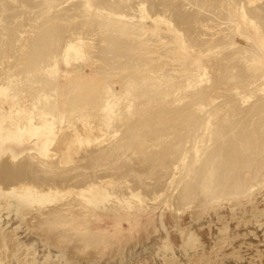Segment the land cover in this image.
Wrapping results in <instances>:
<instances>
[{
	"label": "rangeland",
	"instance_id": "rangeland-1",
	"mask_svg": "<svg viewBox=\"0 0 264 264\" xmlns=\"http://www.w3.org/2000/svg\"><path fill=\"white\" fill-rule=\"evenodd\" d=\"M20 1L0 0V7L2 6V9L0 8V87L8 85L7 93L10 95L6 97L0 94V115L11 108H16L17 116L30 115L33 122H36L38 116H40L38 114H41L40 112L44 107L52 106V103L57 102L55 106V103L53 104L55 111H57L58 104L60 112L63 113L64 111L66 113L68 111L73 115L72 117L70 114V118L67 117L68 114L64 115L63 113L62 119L57 120L66 132L71 133L76 132L77 127L83 129L85 126L89 130L92 129L91 127L96 130L94 122L103 117L104 111L111 109L110 106L114 105L115 98L120 97L121 102L126 101L127 104L125 102L122 106L119 105L117 109L113 110V115L116 116H112L114 123L111 128L109 127L110 133L107 134L109 137L105 135L102 137L103 139H96L89 143L84 142L85 144L75 142L77 144L75 147L80 150L72 152L73 159L70 162L58 163L57 159L43 158L39 154H33L34 150H27V153L24 152L16 159L15 164L10 165L12 171L14 170L12 173L15 172L14 176L20 179L33 180V182L34 179L38 182L45 180L44 178H46V181L50 179L57 181L63 177L64 182L67 181L65 183L67 187L77 185L74 189L78 191L81 189L80 187L91 184L90 180L92 179L101 181V179L109 177L107 181L105 180L106 182H110L111 179V181L118 182L115 189L120 185V187L118 186L119 190L116 189L118 195L123 196V194H126L125 196L128 197L129 195V197H126L127 201H122L113 196L105 204L96 205L86 201L79 193H74L77 190L74 191L73 189L72 192L66 193L61 198L62 201L59 199V201H53L54 203L44 204L42 207L26 208L23 210V214L20 215L14 210L2 208L0 211V264H19L24 259L25 261L27 259L26 263L23 262L25 264L28 261V264H264V144L260 145L261 142L264 143V126L260 127L263 120L260 117L264 116V108L259 107V113H257V108L251 111L255 113L247 112V109L245 110L246 113L239 112L240 109L246 108L245 106L248 107L249 104L252 107L257 103L258 105L262 104L261 102L264 103V58L258 54L262 53L264 48L261 51L262 44L259 42L260 44L257 45L259 52H256L258 50L254 51L255 53L251 58H248L249 60L245 59L244 55L242 56L243 53L240 56L236 53L241 47H251L253 40L260 41L264 38V23H262L264 22V14H262L264 13L262 11L264 10V0H255L252 3L249 0H104V2L106 1L105 4L102 0H32L31 2L22 0V3H19ZM8 2L11 5L13 3H16V5L18 3L22 4V6L15 5L16 8L13 5L14 10L17 8L21 10H16L17 14H15L16 11L10 14L7 8L3 9L5 6L10 5ZM140 2H143L146 8L139 7ZM34 4L40 6L36 7V5L34 7ZM65 5L66 8H64ZM98 5H104L107 9L113 12L116 11L118 15L115 14L112 18L107 12L98 11ZM256 6H260V10H254ZM32 8L34 13L31 11ZM77 9L81 10L77 11ZM244 9L247 10V13H251L249 14L251 18L255 17L256 28L249 25L248 21L243 18ZM3 10H6V14L11 18ZM22 10L30 12L27 11L26 13ZM141 11H144V13ZM19 12H21V15H18ZM146 12L149 14L160 12L159 14L163 16V20L152 19L146 15ZM144 14L145 16H143ZM102 17L112 19L109 21V25L104 26L99 23V18L101 21L103 20ZM120 17L121 19H119ZM226 17L227 19L230 17V20H227ZM127 18L130 23L132 21L133 26L129 24L130 28L129 26L124 28L111 26L117 24V21L118 24L122 20L125 22ZM170 22L175 24L178 30H167L166 27ZM135 29H137L136 33L134 32ZM180 38L183 39L184 45L178 43ZM73 40H79L80 47L75 56L67 58L66 47ZM251 41L252 43H250ZM115 42L118 45V47L116 45L117 49L113 47L116 44ZM186 56L191 58L198 56V66L190 64L191 66L185 68L184 65L189 64L188 59H184ZM236 56L239 57L238 61H234L238 58ZM200 57L204 58L203 62ZM210 57H215L216 60H210ZM242 59H244V62ZM229 61L235 65L239 63L237 67L242 66H239V68L234 67V70L241 69L239 74H243L237 75L238 80L234 81V86L238 90L242 89L237 92L234 89L230 90L229 83L223 81L222 76L227 72L226 62ZM200 65H208L207 73L204 76L200 75ZM51 67L52 69L48 70ZM224 68H226V71ZM242 68L245 69L242 70ZM245 71L247 75H245ZM190 73H192L191 76H189ZM197 75L201 77H199L200 84H196L198 85L197 88L196 85L193 86L194 88L191 86L193 92H190V87H183L188 78L190 79L193 76L194 79ZM241 77H245V79ZM143 83H147L149 86L146 85L143 89L145 85ZM125 87L131 89L130 94H126L128 90L126 89V92ZM147 87H149V92L146 91ZM178 87L184 89V92ZM105 88L106 91H104ZM109 88L112 89L109 92L112 94L111 96L108 93ZM141 88L143 91H141ZM26 89L31 90L28 92ZM173 89L174 93H172ZM138 90L143 94H140ZM195 91L201 92L198 96H192ZM104 92L108 93L109 96H106ZM148 93L151 95L149 96ZM208 93L211 94L210 99H218L217 102L210 100ZM240 93L245 95H239ZM187 94H191V97ZM12 95L14 99L11 98ZM234 95H237V97ZM128 96L131 97L132 104ZM218 96L223 100L232 101L228 104L229 107H225L227 110L229 108L234 109L235 106L232 104L236 105V110H233L235 112L232 111L235 114L229 112L232 110L230 109L227 113L228 116L226 114L227 118L233 114L231 117L243 122L241 124L243 127L248 125V130L250 122L253 121L251 115H253L252 119L255 118L254 121L257 119L256 122H258H253L251 125L252 127L258 126V128H250L256 131L246 130L247 135L249 134L250 137L247 136L246 139L245 134V137H242L244 141L241 142L248 140L251 142V139L253 142L254 139L258 142V147L255 146L256 143H254L255 145L252 143L255 147L250 146L246 154L247 158L246 156L243 157L246 160L243 161L244 163L249 161L248 167L238 168H245V171H235V168H232L233 170L229 169L226 174L232 177L227 175L226 178L228 179L223 180L222 177H218L221 182L217 180V173H214L212 176L213 181L217 180L214 189L203 185L204 188L198 183L203 175L194 172V167L191 165L195 163V159L198 158L199 154H195L191 150H194L196 146L199 147L201 143L205 144L201 146H206L209 150H212L210 147H218L214 144H223L220 143V139L216 143V140L208 138L206 135L208 131L205 130L208 123L211 125V122L214 123L220 117L209 115L216 110H214V104L217 107L219 101H222ZM122 97H125L124 100ZM102 98H107L106 106L103 103L105 100ZM250 98L253 100H250ZM236 99L237 102H235ZM243 100H246V103ZM171 102L174 104L170 105ZM197 102L200 105H197ZM243 104L244 106H242ZM100 105H104L106 110ZM190 105H193V108H190ZM198 106L199 108L201 106V111H193V109H199ZM178 107L179 109L183 107V109L179 110ZM121 108L124 109L123 112H126L121 114ZM129 109L132 110L133 114H130V111L127 112ZM184 109H187L186 115L180 114L186 111ZM190 110L196 115L199 113L197 115L199 117L190 125L194 128L197 127V129L190 127L187 129L185 127L188 126L189 118L193 113ZM83 111H85L84 114ZM236 111L239 112V115ZM95 113L99 116L97 117ZM79 114L84 117H78ZM89 115L92 118L88 120L91 121L92 119V122L85 119V117L89 118ZM117 115H120V119ZM51 117L52 115L49 117L50 120H54ZM205 117H208V119L206 120ZM77 118H79V122ZM116 119L117 121H115ZM69 120L72 121L71 125ZM83 120L86 125H83ZM203 121L208 123L206 124ZM244 121H248L245 122L246 126ZM77 122L81 124L79 125ZM56 123L54 127L58 126ZM74 123H77V126ZM198 125L200 126L198 127ZM204 125L206 126L204 127ZM202 129H204L203 133L206 131L203 134L204 141L197 143L194 148L189 147L190 142L188 141L184 144L180 142V146L178 145L180 136L185 137L187 134L188 137L186 138L192 140L202 133ZM240 131V129H237L235 131L237 134L233 135L239 136ZM243 132L244 130H242ZM256 132L257 134H255ZM256 135L258 137L253 138ZM234 136L228 135L225 136L228 138L221 139L226 143L224 139H229V137L233 139ZM35 137L32 136L31 140L34 141ZM206 138L208 140H205ZM257 138H260L259 141H257ZM103 140L105 141L103 142ZM56 142L50 148L56 147ZM81 147H84V149ZM222 149L223 153L218 151L220 155L217 154L214 160L218 156L221 158L224 153L227 156L231 151L230 147L228 148L230 150H227V148ZM185 152H187V155ZM205 152L207 154L211 153ZM32 154L35 157L34 161L30 163L35 162L36 164L27 165L29 158H33V156L31 157ZM180 156L182 159H180ZM44 161L47 163H44ZM209 161L204 162L206 167H203L207 168L213 165L209 164L208 166ZM24 164L27 166L26 171H24L26 168L23 166ZM39 164H42L44 171L49 173L46 172V175L48 174L50 179L44 175V171L38 172ZM235 164L238 166L241 162ZM235 164L231 167L236 166ZM195 165L197 166V164ZM61 169H64L66 173L61 172ZM27 170L29 171L27 172ZM33 171H37V173ZM237 171L243 173L240 175ZM236 172L237 174H234ZM198 176L201 177L199 181ZM235 178L238 182L233 181ZM15 179L14 182L17 181L18 183L20 181ZM118 179L120 181H116ZM194 180L197 183L195 185L199 184L198 189H196L198 186L194 187L196 190L189 187L194 186L191 184ZM231 181L237 182L239 184L237 187L244 185L243 189L238 188L236 191L233 187L229 190L228 186L234 185ZM188 182L191 185L188 186ZM227 182H231V184ZM4 183L2 181L0 186L4 187ZM9 183L5 185L8 186ZM128 187L129 189L133 188V192L141 191V195L144 196L131 197ZM237 187L235 186V188ZM216 189L218 190L216 191ZM244 189L247 191L245 192ZM119 191L124 192L121 194ZM227 191H230V193H226ZM212 196L214 199L210 198ZM3 201L4 199L0 198L1 204L4 203ZM167 238L171 245L166 248L164 244L168 243ZM184 240L186 246L182 245Z\"/></svg>",
	"mask_w": 264,
	"mask_h": 264
},
{
	"label": "bare ground",
	"instance_id": "bare-ground-1",
	"mask_svg": "<svg viewBox=\"0 0 264 264\" xmlns=\"http://www.w3.org/2000/svg\"><path fill=\"white\" fill-rule=\"evenodd\" d=\"M17 1H19V0H17ZM22 1V0H21ZM19 2V3H22V2ZM25 2H26V0H24ZM28 1V0H27ZM32 0H29V2H31ZM70 1V0H69ZM73 1V0H72ZM88 1V0H87ZM122 1V0H121ZM128 1V0H127ZM142 1V0H141ZM145 1V0H144ZM251 3L252 2H254L255 0H249ZM257 1V0H256ZM260 1V0H259ZM262 1V0H261ZM40 2V1H39ZM63 2V1H62ZM77 2V1H76ZM100 2V1H99ZM102 2H103V4H105V2H104V0H102ZM101 2V3H102ZM9 3V2H8ZM7 3V4H8ZM18 3V5L19 6H22V4L20 5ZM43 3V2H42ZM42 3H40L41 5H42ZM59 3V2H58ZM80 3H81V1H80ZM109 3V2H108ZM5 4V3H4ZM10 4V3H9ZM26 4V3H25ZM28 4V3H27ZM33 4V3H32ZM39 4V3H38ZM79 4V3H78ZM97 4V3H96ZM107 4V3H106ZM127 4V3H126ZM248 4V3H247ZM16 5V3L14 4H10L9 6H11V7H9V6H5L3 9H6L7 8V10H8V12L10 13V14H12L13 12H15L16 10L17 11H20L18 8L16 9V10H14V6ZM18 5H16V6H18ZM29 5H30V3H29ZM37 5V4H36ZM35 4L33 5L34 7L36 6ZM56 5V4H55ZM72 5V4H71ZM91 5V4H90ZM108 5V4H107ZM129 5V4H128ZM147 5V4H146ZM238 5V4H237ZM243 5H245V4H243ZM16 6H15V8H16ZM25 6V5H24ZM32 6V7H33ZM40 6V5H39ZM38 5L36 6V7H39ZM76 6V5H75ZM80 6V5H79ZM78 6V7H79ZM120 6V5H119ZM133 6V5H132ZM139 7H141V8H146V6H145V4L143 3V2H140L139 3V5H138ZM236 6V5H235ZM240 7H241V5H239ZM2 7V6H1ZM0 7V8H1ZM247 7V6H246ZM253 7H255V6H253ZM260 6H256V8L254 9V10H260V8H259ZM20 8V7H19ZM59 8V7H58ZM64 8H66V5H65V7ZM226 8V7H225ZM263 8H264V6H263ZM2 9V8H1ZM41 9V8H40ZM70 9V8H69ZM72 9H74V8H72ZM88 9V8H87ZM97 9H98V11H101V12H103V13H105V12H107V14L109 15V16H112V18H113V16L115 15V14H117L116 13V11L115 12H113V11H111L110 9H107V7H105L104 5H98L97 6ZM97 9L95 8V10L97 11ZM34 9L32 8L31 9V11H33ZM53 10V9H52ZM55 11H56V9H54ZM58 10V9H57ZM78 10H81V9H77V11ZM223 10V9H222ZM251 10H252V8H251ZM2 11V10H1ZM3 11H5V14H6V10H3ZM17 11H16V13L15 14H17ZM23 11V10H22ZM21 11V12H22ZM24 11H26V13H27V11L28 10H24ZM23 11V12H24ZM36 11V10H35ZM65 11V10H64ZM67 11V10H66ZM84 11V10H83ZM105 11V12H104ZM262 11H264V10H262ZM7 12V13H8ZM21 12H19V14L18 15H21ZM23 12H22V14H23ZM28 12H30V11H28ZM36 12H38V11H36ZM57 12H59V11H57ZM74 12H76V11H74ZM142 12V11H141ZM33 13H34V11H33ZM52 13V12H51ZM70 13V12H69ZM77 13V12H76ZM142 13H144V11L142 12ZM160 13V12H159ZM158 12L156 13V14H149L148 12H146V15L147 16H149L150 18H152V19H155V20H163V16L161 15V14H159ZM256 13H257V11H256ZM260 13V12H259ZM258 13V14H259ZM262 13V12H261ZM260 13V14H261ZM53 14V13H52ZM58 14V13H57ZM67 14V13H66ZM71 14V13H70ZM75 14V13H74ZM81 14V13H80ZM85 14V13H84ZM96 14V13H95ZM205 14V13H204ZM209 14V13H208ZM249 14H251V13H247V10L246 9H244L243 10V18L244 19H246V21H248V24L249 25H252V26H254V28H256L255 26H256V22H255V20H254V18H251V15H249ZM262 14H264V13H262ZM6 15H8V14H6ZM14 15V14H13ZM12 15V16H13ZM29 15H30V13H29ZM99 15V14H98ZM118 15V14H117ZM184 15V14H183ZM216 15V14H215ZM220 15V14H219ZM9 16V15H8ZM49 16V15H48ZM51 16V15H50ZM64 16V15H63ZM70 16V15H69ZM99 16H102V15H99ZM120 16V15H119ZM123 16V15H122ZM134 16V15H133ZM143 16H145V14L143 15ZM204 16V15H203ZM216 16H218V15H216ZM228 16V15H227ZM259 16V15H258ZM3 17V16H2ZM14 17V16H13ZM95 17V16H94ZM97 17V16H96ZM106 17V16H105ZM206 17V16H205ZM8 18V17H7ZM9 18H11L10 16H9ZM103 18V20H101L100 21V18H99V23L100 24H103L104 26L105 25H109V21H111L112 19L110 18V20H108L109 18L107 17V18H104V17H102ZM126 18V17H125ZM128 18H130V17H128ZM126 19L127 21H123L122 20V22H120L119 21V23L120 24H118V21L116 22L117 24H115L114 22H112V23H114L115 25H111V26H117V27H119V28H124V27H127V26H129V24H130V26L132 25L131 23H132V21H131V23L129 22L130 20L129 19ZM222 18V17H221ZM262 18V17H261ZM264 18V17H263ZM51 19V18H50ZM105 19V20H104ZM116 19H117V16H116ZM119 19H121V17L119 18ZM131 19V18H130ZM208 19H211V18H208ZM226 19H227V17H226ZM233 19V18H232ZM113 20H115V19H113ZM175 20V19H174ZM179 20V19H178ZM213 20V19H212ZM227 20H230V17L227 19ZM262 20V19H261ZM3 21H4V19H3ZM6 21V20H5ZM50 21V20H49ZM97 21V20H96ZM95 21V22H96ZM134 21V20H133ZM141 21V20H140ZM168 21V20H167ZM218 21H222V20H218ZM94 22V21H93ZM94 22V23H95ZM136 22V21H135ZM224 22V21H223ZM1 23V22H0ZM111 23V24H112ZM139 23H141V22H139ZM230 23V22H229ZM247 23V22H246ZM262 23H264V22H262ZM49 24H51V23H49ZM98 24V23H97ZM135 24V23H134ZM54 25V24H53ZM52 25V26H53ZM264 25V24H263ZM55 26V25H54ZM130 26H129V28H130ZM133 26V25H132ZM138 26V25H137ZM232 26V25H231ZM2 27H4V26H2ZM139 27V26H138ZM163 27V26H162ZM229 27H230V25H229ZM234 27V26H233ZM263 27V26H262ZM167 28V30H169V29H171V30H173V31H176V30H178V28L175 26V24H173V23H168V26L166 27ZM1 29V28H0ZM99 29V28H98ZM233 29V28H232ZM235 29V28H234ZM136 30L137 29H135L134 30V32L136 33ZM180 30V29H179ZM80 31V30H79ZM97 31V30H96ZM107 31V30H106ZM126 31H128V30H126ZM138 31L140 32V30L138 29ZM262 31H263V29H262ZM131 32V31H130ZM185 32V31H184ZM264 32V31H263ZM109 33H111V32H109ZM116 33V32H115ZM138 33V32H137ZM114 34V33H113ZM116 34H118V33H116ZM119 34H121V33H119ZM195 35H197V34H195ZM206 38H208V37H206ZM118 39H119V36H118ZM154 39H155V37H154ZM218 39H220V38H218ZM228 39V38H227ZM118 41H120V40H118ZM117 41V42H118ZM135 41V40H134ZM180 42H178L179 44H181V45H184L183 44V39H181L180 38V40H179ZM127 42V41H126ZM140 42V41H139ZM186 42V41H185ZM262 44V46H261V51H262V48H264V38H262L260 41H256V40H253V43H252V41L250 42V43H252L251 45V47H241L239 50H238V52H236L237 53V55L238 56H240V54H242V56L244 55V58L245 59H247V60H249L248 58H251L252 56H253V54L255 53L254 51H256V50H258V51H256V52H259V47L257 46V45H259L260 43ZM113 43V42H112ZM116 43V42H115ZM121 43H122V41H121ZM137 43V42H136ZM202 43V42H201ZM221 43H222V41H221ZM79 44H80V41L79 40H73V41H71L68 45H67V47H66V49H67V58H70L71 56H75V54H76V51H78L79 50ZM120 44V43H119ZM123 44V43H122ZM128 44V43H127ZM197 44V43H196ZM112 45H114V44H112ZM116 45H117V43L113 46V47H116ZM180 45V46H181ZM230 45V44H229ZM123 46V45H122ZM172 46V45H171ZM174 46H176V45H174ZM198 46V45H197ZM237 46V45H236ZM117 47H118V45H117ZM117 47H116V49H117ZM182 48V47H181ZM228 48V47H227ZM227 48H226V50H227ZM234 48H235V46H234ZM201 49V48H200ZM233 49V48H232ZM113 50V49H112ZM201 50H203V49H201ZM200 51V50H199ZM204 51V50H203ZM220 51V50H219ZM233 52H235L234 50H232ZM260 51V52H261ZM231 52V51H230ZM240 52V53H239ZM123 53V52H122ZM222 53H223V51H222ZM186 54V53H185ZM227 54V53H226ZM229 54V53H228ZM259 55H261L263 58H264V51L262 52V53H258ZM124 55V54H123ZM196 55H197V53H196ZM196 55H194V56H196ZM58 56V55H57ZM193 56V55H192ZM203 56V55H202ZM212 56V55H211ZM218 56V55H217ZM238 56H236V57H238ZM53 57V56H52ZM181 57V56H180ZM198 57V56H197ZM197 57H193V58H191V57H189V56H186L184 59H188V61H189V64H186V65H184V66H186L185 68H187L188 66H191L190 64H192V65H196V66H198V58ZM233 57H235V56H233ZM200 58H202V57H200ZM208 58V57H207ZM231 58V57H230ZM203 59L204 58H202V62H203ZM209 59V58H208ZM212 59H215L216 60V58L214 57V58H211L210 57V60H212ZM228 59V58H227ZM238 59H239V57L235 60L234 59V61H238ZM218 60V59H217ZM206 61H209V60H206ZM219 61H221L220 59H219ZM227 61V60H226ZM240 61H241V59H240ZM242 61L244 62V59H242ZM164 62V61H163ZM229 62H231V61H229ZM229 62H226V68H227V72L225 73V75L224 76H222L223 77V81H225L226 83H229L228 85H230L229 86V88H230V90L231 89H234L236 92L237 91H240V90H242L240 87H238V88H240V90H238L237 89V87H235L234 86V81H236V80H238L237 79V75H243L242 73H240L239 74V71L241 70H237L236 68V70H234V67H237V65L239 64H237V65H235V64H233L232 62L229 64ZM243 62H240V63H243ZM207 63V62H206ZM221 63V62H220ZM225 63V62H224ZM212 64H213V62H212ZM217 64V63H216ZM223 64V63H222ZM221 65V64H220ZM183 66V67H184ZM216 66V65H215ZM240 67H242L241 65H239ZM239 66L237 67V68H239ZM200 67V71H201V73H200V75H202V76H204L206 73H207V71H206V69H207V67H208V65H200L199 66ZM198 67V68H199ZM219 67V66H218ZM217 67V68H218ZM221 67H222V65H221ZM244 67V66H243ZM171 68V67H170ZM182 68V67H181ZM226 68H224L225 69V71H226ZM49 69H52V67L51 68H48V70ZM179 69V68H178ZM243 69H245V68H242V70ZM27 70V69H26ZM183 70V69H182ZM185 70V69H184ZM199 70V69H198ZM164 71V70H163ZM223 71V70H222ZM221 71V72H222ZM48 72V71H47ZM166 72H167V70H166ZM241 72V71H240ZM242 72H244V71H242ZM249 72V71H248ZM253 74V73H252ZM192 75V73H190L189 74V76H191ZM200 75H197V77L196 78H194L193 79V76L192 77H190V79L188 78V80H187V82L185 83V85L183 86L184 88H189V89H191V91L190 92H193L192 91V88H191V86L193 87V86H195L196 84H198L199 82H200ZM222 75V74H221ZM245 75H247V72L245 71ZM244 75V76H245ZM260 75V74H259ZM158 76V75H157ZM105 77V76H104ZM200 77V78H199ZM218 77H219V75H218ZM240 77V76H239ZM216 78V77H215ZM242 79L244 78L245 79V77H241ZM146 79V78H145ZM148 79V78H147ZM199 79V80H198ZM48 80V79H47ZM184 80V79H183ZM182 80V81H183ZM198 80V81H197ZM202 80H204L203 78H202ZM253 81V80H252ZM146 82V81H145ZM149 82V81H148ZM208 82V81H207ZM251 82V81H250ZM2 83V82H1ZM55 83V82H54ZM72 83V82H71ZM157 83V82H156ZM183 83V82H182ZM204 83V82H203ZM210 83V82H209ZM256 83V82H255ZM260 83V82H259ZM5 84V83H4ZM108 84V83H107ZM143 84H145V83H143ZM149 84H151V83H149ZM200 84V83H199ZM243 84V83H242ZM248 84V83H247ZM50 85V84H49ZM109 85V84H108ZM146 85L147 86H149L147 83L144 85V88L143 89H145V87H146ZM140 86V85H139ZM181 86V85H180ZM179 86V87H180ZM197 86L198 85H196L195 87L197 88ZM239 86V85H238ZM243 86V85H242ZM42 87V86H41ZM46 87H48V86H46ZM68 87H70L69 85H68ZM106 87V86H105ZM110 87V86H109ZM127 87V86H126ZM125 87V91H126V89L128 90V92L126 93V94H128L129 93V91L131 90H129V88H126ZM178 87V89H182V88H179ZM203 87V86H202ZM217 87V86H216ZM228 87V86H227ZM43 88V87H42ZM71 88V87H70ZM107 88V87H106ZM106 88H105V90L104 91H106ZM131 88V87H130ZM148 88L149 87H147L146 88V91L148 90ZM174 88V87H173ZM175 88H177V87H175ZM194 88V87H193ZM211 88H213V87H211ZM247 88V87H246ZM41 89V88H40ZM54 90H55V87L53 88ZM108 89V88H107ZM110 89V91L108 90V93L109 92H111V88H109ZM140 89V88H139ZM143 89L141 88V91H143ZM154 89V88H153ZM207 89V88H206ZM257 89V88H256ZM27 90V89H26ZM31 90V89H30ZM30 90H27L28 92L30 91ZM183 90V92H184V89H182ZM182 90H180V91H182ZM216 90H218V89H216ZM247 90V89H246ZM250 90V89H249ZM7 91H8V85H3V86H1L0 87V94L1 95H3V96H6V97H8V96H10L8 93H7ZM44 91V90H43ZM42 91V92H43ZM46 91V90H45ZM139 91V90H138ZM137 91V92H138ZM141 91H139V93L141 94L142 92ZM145 91V90H144ZM159 91V90H158ZM179 91V90H178ZM186 91V90H185ZM197 91V90H196ZM195 91V92H196ZM202 91V90H201ZM201 91H198V92H194V95H192V96H198L200 93L199 92H201ZM207 91V90H206ZM212 91H214V90H212ZM221 91V90H220ZM257 91V90H256ZM10 92V91H9ZM55 92V91H54ZM67 92V91H66ZM115 92V91H114ZM148 92H149V90H148ZM187 92H188V90H187ZM209 92V91H208ZM216 92V91H215ZM218 92V91H217ZM235 92V93H236ZM243 92V91H242ZM251 92V91H250ZM11 93H12V91H11ZM43 93H45V92H43ZM105 93V92H104ZM104 93H103V95H104ZM106 94V96H109V94ZM131 93V92H130ZM129 93V94H130ZM172 93H174V89H173V92ZM179 93V92H178ZM212 93V92H211ZM221 93V92H220ZM246 93V92H245ZM249 93V92H248ZM264 93V92H263ZM14 94V93H13ZM27 94V93H26ZM29 94V93H28ZM33 94V93H32ZM48 95H49V93H47ZM46 94V95H47ZM114 94V93H113ZM132 94H133V92H132ZM143 94V93H142ZM146 95H147V92L145 93ZM177 94V93H176ZM184 94V93H183ZM182 94V95H183ZM186 94V93H185ZM193 94V93H192ZM45 95V94H44ZM53 95V94H52ZM112 94H110V96H111ZM148 95H149V93H148ZM151 95V94H150ZM149 95V96H150ZM173 95V94H172ZM177 95H180V94H177ZM189 97H191V94L189 95V94H187ZM211 94H209L208 93V96H209V99H210V96ZM214 95V94H213ZM239 95H245V94H243V93H240ZM50 96V95H49ZM57 96V95H56ZM67 96V95H66ZM105 95H104V97H106ZM132 96V95H131ZM136 96V95H135ZM143 96V95H142ZM145 96V95H144ZM153 96H154V94H153ZM181 96V95H180ZM201 96V95H200ZM199 96V97H200ZM235 96V95H234ZM247 96V95H246ZM246 96H242V97H246ZM40 97V96H39ZM42 97V96H41ZM51 97V96H50ZM117 97V96H116ZM128 97H130V96H128ZM176 97H178V96H176ZM183 97V96H182ZM187 97V96H186ZM205 97V96H204ZM206 97H207V95H206ZM205 97V98H206ZM219 97V96H218ZM225 97V96H224ZM235 97H237V95L235 96ZM12 99H14V97H13V95H12V97H11ZM99 98V97H98ZM107 98H110V97H107ZM107 98L105 99V98H102V99H104L105 100V102L103 101V103L105 104V106L107 105L106 104V100H107ZM123 98V100H124V98L125 97H122ZM165 98V97H164ZM213 98H214V96H213ZM220 98V97H219ZM234 98V97H233ZM241 98V97H240ZM262 98V97H261ZM10 99V98H9ZM42 99V98H41ZM111 99H114V98H111ZM119 99V100H118ZM126 99H128L127 97H126ZM125 99V100H126ZM133 99V98H132ZM157 99V98H156ZM174 99V98H173ZM178 99V98H177ZM183 99V98H182ZM181 99V102L183 101V100H185V99H183L182 100ZM192 99V98H191ZM198 99V98H197ZM207 100H209L208 98H206ZM212 99V98H211ZM210 99V100H211ZM221 99V98H220ZM219 99V100H220ZM228 99V98H227ZM230 99V98H229ZM235 99V98H234ZM100 100V99H99ZM115 102H113V104L114 105H112V106H110V108L111 109H109V111H104L103 109V115H102V113H101V115L103 116V117H100V118H98V120H94L95 122V128H96V130H94V127H91L92 129L91 130H89L86 126L85 127H83V129H79L78 127H77V131L75 132H66L65 131V129H64V127L63 126H60L59 125V121L57 122V120H61L62 119V117H63V113H64V111H63V113L62 112H60V110H58V104H57V111H55L54 110V106L56 105V103L57 102H54V103H52V106H53V104H54V106L52 107V106H50V105H48V106H46V108L44 107L43 108V110L40 112L41 114H38V115H40V116H38L37 118H38V121H36V122H33V118L29 115H24V116H17L16 115V108H11L9 111H6L5 113H2L1 115H0V177H1V180L2 181H4L5 183H4V187H1L0 186V198H2V199H4V203L3 204H1L0 203V211H1V209L2 208H8L9 210H14L17 214H23V210L24 209H26V208H30V207H35V206H38V207H42V205H44V204H47V203H50V202H53V201H56V200H58L59 201V199H60V201H62L61 200V198L66 194V193H68V192H72L73 191V189L75 188V187H77V185L75 186V187H67V185L65 184L66 182H64V178L63 177H61V179L60 180H57V181H54L53 179H50L49 177V173L46 175V172L44 171V167L43 166H41L42 164H39V166H38V172L39 171H44L43 173H45L44 175H46V177L48 176V178L51 180H47L46 181V178H44L45 180H43V181H38V182H36L35 181V179H34V182H33V180L32 181H30V180H28V181H26V180H23L22 178V181H21V179L20 178H18V177H16V176H14L15 174V172L14 173H12L13 171H12V167L10 166V165H13V164H15V162L17 161L16 159H18L24 152H26L27 150H34L35 152H33V154H39V156L41 155L43 158H51V159H57V161H58V163L60 162V163H62V164H64V163H68V162H70L72 159H73V157H72V152H76L79 148L78 147H75V145H77V144H75V142L77 141L79 144L80 143H84V142H87V143H89V142H91V141H94V140H96V139H101L102 137H104L105 135H109V127L111 128V126H112V124L114 123L113 122V118H112V116H116L115 114L113 115V113H114V111L113 110H115V109H117L118 108V106L119 105H121L122 106V104H124L126 101H124V102H121V98L120 97H118V98H115ZM162 100V99H161ZM175 100V99H174ZM209 100V101H210ZM213 100V99H212ZM218 100V99H217ZM217 100H213V101H215V102H217ZM222 101H219L220 103H219V105L216 107L215 106V104H214V110H215V112H211L209 115L210 116H220V117H222V119H220V117H218V119L214 122V123H212L211 122V125L208 123V122H206V121H203V122H205L208 126H206V125H204V127L206 126V128H205V130H207L208 132H207V136H208V138H210V139H212V140H216V143H217V141L220 139L221 141H220V143H223L222 145L221 144H214V145H217L218 147H216V146H214V148H212V147H210L212 150H209L208 149V147H206V146H201V145H205V144H203V143H201V145L199 146V147H197L196 146V144L197 143H199V142H202V141H204V137H203V134L206 132V131H204V133H203V130L204 129H202V133L199 135V134H197V135H199L198 137L197 136H195L196 138H194V139H192V140H189L190 138H186V137H188V135L186 134V136L183 138L182 136H180L179 138H178V145L180 144V142H181V144H184V142H190V144H188L189 145V147H193L194 148V146H196L195 147V149L194 150H191V151H194L195 152V154H199V156H198V158H196L195 159V163H193L191 166H193L194 168V172H198L199 174H202L203 176H202V181L199 179V178H201V177H199L198 176V183H200V185L202 186V187H207V188H214L215 187V184H216V182H217V180L218 181H220L221 182V179L223 180V179H225L226 177H227V175H229V174H226V173H228V171H229V169H231V170H233L232 168H235V171L236 170H238V171H240V170H244L245 168H247L248 167V164H249V161L248 162H243V161H246L245 159H243V157L245 158V156H246V154H247V151L249 150V148H250V146H252V148L253 147H258L257 146V144H258V142H256L254 139H253V142H252V139H251V142L248 140V141H246V142H241V141H244V138H242V137H245L244 135L246 134V139H247V136H249V134L247 135V131L246 130H248V125L246 126V123L245 122H248V121H244V124H245V126L246 127H243L241 124L243 123V122H240V121H238L237 119L235 120V118H233V117H231L233 114H235V113H233V112H235V111H233L234 109L236 110V105H234V104H232L233 106H235L234 107V109H232V108H229L228 110H230V109H232V110H230L229 112H232L233 114L230 116V117H228L227 118V116H228V110L226 109L227 107H229L228 106V104H230L232 101H228V100H223V99H221ZM250 100H253V99H251L250 98ZM249 100V101H250ZM10 101V100H9ZM41 101V100H40ZM56 101H57V99H56ZM129 101H130V103H131V97H130V99H129ZM149 101V100H148ZM156 101V100H155ZM191 101V100H190ZM244 101V100H243ZM246 101V100H245ZM244 101V103H246ZM36 102H37V100H36ZM112 102V101H111ZM169 102V101H168ZM175 102V101H174ZM176 102H177V100H176ZM180 102V103H181ZM235 102H237V99L235 100ZM234 102V103H235ZM258 102V101H257ZM38 103V102H37ZM44 103H45V99H44ZM43 103V104H44ZM153 103H155V102H153ZM165 103H166V100H165ZM172 103L173 102H171V104L170 105H172ZM183 103V102H182ZM198 104L197 105H200L199 104V102H197ZM204 103V102H203ZM248 103V102H247ZM253 103V102H252ZM262 104H260V105H258V103L255 105V106H252L251 107V105L249 104V106L247 107V106H245L246 108H243V109H240L239 110V112L240 113H243V112H245V110L248 112V111H254L256 108L258 109L259 107L260 108H264V103L263 102H261ZM41 104V103H40ZM49 104V103H48ZM100 104H101V101H100ZM109 104V103H108ZM126 104H127V102H126ZM128 104H129V102H128ZM132 104V103H131ZM174 104V103H173ZM184 104H185V102H184ZM208 104V103H207ZM212 104V103H211ZM45 105H47V104H45ZM44 105V106H45ZM87 105V104H86ZM164 105V104H163ZM42 106V105H41ZM104 106V105H103ZM103 106H101L100 105V107H102V108H106L105 106L103 107ZM175 106V105H174ZM192 106V107H191ZM204 106V105H203ZM242 106H244V104L242 105ZM39 107V106H38ZM43 107V106H42ZM82 107V106H81ZM124 107V106H123ZM126 107V106H125ZM162 107V106H161ZM208 107V106H207ZM226 107V108H225ZM120 108V107H119ZM132 108V107H131ZM130 108V109H131ZM163 108H165V107H163ZM183 109V107H180V109ZM190 108H193V105H190ZM198 108H199V106H198ZM200 108H201V106H200ZM200 108L199 109H193V111H195V110H199V111H201L200 110ZM259 108V109H260ZM55 109H56V107H55ZM81 109V108H80ZM107 109V110H108ZM122 110V112H121V114L122 113H124V112H126V111H124L123 112V108H121ZM130 109L127 111L128 113H129V111H130ZM178 109H179V107H178ZM177 109V110H178ZM179 109V110H180ZM205 109V108H204ZM226 109V110H225ZM239 109V108H238ZM259 109H258V112L257 113H259ZM40 110V109H39ZM95 110V109H94ZM106 110V109H105ZM126 110V109H125ZM161 110H163V109H161ZM167 110H168V108H167ZM184 110H186V111H183V110H181V111H183V112H179L180 114H185L186 115V113H187V109H184ZM210 110H212V108H210ZM34 111V110H33ZM36 111V110H35ZM100 111V110H99ZM191 111V110H190ZM189 111V112H190ZM193 111H191V112H193ZM213 111V110H212ZM261 111H262V109H261ZM39 111L37 110V113H38ZM69 112H70V110H69ZM78 112H80V111H78ZM77 112V113H78ZM84 112L85 111H83V114H84ZM89 112V111H88ZM117 112V111H116ZM118 112H119V109H118ZM165 112V111H164ZM185 112V113H184ZM237 112V111H236ZM239 112H237V114L239 113ZM89 113H91V112H89ZM132 113V110L130 111V114ZM159 113H160V111H159ZM161 113H163V112H161ZM246 113V112H245ZM244 113V114H245ZM251 113H255V112H251ZM264 113V112H263ZM263 113H261V114H263ZM18 114V113H17ZM67 115V117H70V116H72L73 117V115L71 114V113H68V111H66V113H64V115ZM71 114V115H70ZM95 114H97V113H95ZM94 114V115H95ZM106 114V116H104ZM118 114H120V113H118ZM129 114V115H130ZM133 114V113H132ZM179 114V115H180ZM199 114V113H198ZM197 114V115H198ZM226 114H227V116H226ZM236 114V115H237ZM36 115V114H35ZM52 115V117L51 118H54V120H50V116ZM70 115V116H69ZM75 115V114H74ZM82 115V114H81ZM88 115V114H87ZM86 115V116H87ZM91 115H92V113H91ZM91 115H89L88 117L89 118H86L85 117V119H90V118H92V117H90ZM128 115V116H129ZM196 115V113H192V116L189 118L190 120L188 121L189 123H188V126H185V127H187V129H188V127H190V128H193V129H197V127L196 128H194V127H191L190 125H192L193 123H194V121L199 117V116H197ZM239 115V114H238ZM242 115V114H241ZM259 115V114H258ZM54 116V117H53ZM77 116V115H76ZM80 116V114L78 115V117ZM99 116V114H97V117ZM118 116V115H117ZM120 116V115H119ZM118 116V117H119ZM121 116H123V115H121ZM202 116V115H201ZM226 116V117H225ZM243 116V115H242ZM247 116V115H246ZM252 117H253V115H251ZM261 116V115H260ZM66 117V116H65ZM66 117V118H67ZM80 117H84V116H80ZM97 117H96V119H97ZM181 117V116H180ZM180 117H178V118H180ZM245 117V116H244ZM248 117H250V116H248ZM252 117H251V120H253L252 122H250V128L252 127V123L254 122V123H257L256 122V120L254 121V119L255 118H253L252 119ZM257 117V116H256ZM35 118V117H34ZM71 118V117H70ZM75 118V117H74ZM121 118H123V117H121ZM125 118V117H124ZM201 118V117H200ZM206 118V120L208 119V117H205ZM233 118V119H232ZM239 118V117H238ZM261 118H263V120H264V116L263 117H260V119ZM65 119V118H64ZM78 119L79 118H77V121H78ZM93 119H94V116H93ZM119 119H120V117H119ZM202 119V118H201ZM212 119V118H211ZM36 120V119H35ZM70 120H72V119H70ZM69 120V121H70ZM86 120V121H87ZM126 120V119H125ZM186 120V119H185ZM198 120H200V119H198ZM202 120H204V119H202ZM214 120V119H213ZM222 120V121H221ZM263 120L261 121L262 123H260L261 125H260V127L262 128L264 125V123H263ZM68 121V122H69ZM75 121V120H74ZM80 121H81V118H80ZM115 121H117V119L115 120ZM124 121V120H123ZM123 121H122V123H123ZM236 121H238V122H236ZM57 122V123H56ZM67 122V121H66ZM79 122V121H78ZM77 122V123H78ZM83 122V125H86L85 124V121L83 120L82 121ZM88 122H92V119H91V121H89L88 120ZM120 122V121H119ZM202 122V123H203ZM56 123V125L58 124V126H56V127H54V124ZM61 123V122H60ZM71 123H72V121H70V125H71ZM76 123V124H77ZM179 123V122H178ZM196 123V122H195ZM199 123H201L200 121H199ZM75 124V123H74ZM75 124V126H77ZM79 125L81 124V123H78ZM117 124H118V122H117ZM121 124V123H120ZM232 124H235V125H232ZM64 125V124H63ZM69 125V126H70ZM91 125V124H90ZM210 125V126H209ZM254 125V124H253ZM66 126V125H65ZM68 126V127H69ZM72 126H74L73 124H72ZM74 126V127H75ZM200 125H198V127H199ZM71 127V126H70ZM81 127V126H80ZM184 127V128H185ZM254 127H256V126H253L252 128H254ZM71 128H73V127H71ZM70 128V129H71ZM183 128V127H182ZM182 128H180V129H182ZM183 128V129H184ZM249 128V130L248 131H250L251 129ZM256 128H258V126L256 127ZM264 128V127H263ZM119 129V128H118ZM179 129V130H180ZM182 129V130H183ZM186 129V128H185ZM186 129V130H187ZM237 129H240L241 131H240V133H238L239 134V136L238 135H236V136H234L233 134H237L235 131L237 130ZM75 130H76V128H75ZM108 130V131H107ZM198 130H200V129H198ZM242 130H244V132L242 133ZM253 130H255V129H252L251 131H253ZM71 131V130H70ZM115 131V130H114ZM250 131V132H251ZM256 131V130H255ZM255 131H253V132H255ZM258 131V130H257ZM195 132V131H194ZM199 132V131H198ZM231 132V133H230ZM233 132V133H232ZM235 132V133H234ZM239 132V131H238ZM117 133V132H116ZM115 133V134H116ZM71 134V136H69ZM114 134V135H115ZM194 134V133H193ZM196 134V133H195ZM251 134V133H250ZM253 134V133H252ZM255 134H257V132L255 133ZM260 134V133H259ZM107 135V136H108ZM179 135H180V133H179ZM184 135V134H183ZM228 135H232V136H234L233 137V139L231 138V137H229V139H224V141H226V143H224L222 140L223 139H221V138H224L225 136H228ZM254 135V134H253ZM32 136H36L35 137V140L33 141V140H31V137ZM238 136V137H237ZM109 137V136H108ZM192 137V136H191ZM237 137V138H236ZM250 137V136H249ZM252 137V136H251ZM256 137H258L257 135L254 137L253 136V138H255L256 139ZM225 138H228V137H225ZM262 138V137H261ZM103 139V138H102ZM186 139V140H185ZM245 139V140H246ZM258 140L257 141H259V139L260 138H257ZM185 140V141H184ZM205 140H208L207 138L205 139ZM211 140V141H212ZM228 140V141H227ZM240 140V141H239ZM57 141V142H56ZM100 141V140H99ZM105 140H103V142H104ZM56 142V147L54 146V148H50V146L52 145V144H54ZM96 142H98V141H96ZM183 142V143H182ZM248 142H250V143H248ZM219 143V142H218ZM254 143H256V145L254 146L253 144ZM85 144V143H84ZM94 144V143H93ZM192 144V145H191ZM261 144H264V143H260V145ZM206 145H207V143H206ZM240 145H242V146H240ZM85 146V145H84ZM87 146H88V144H87ZM180 146V145H179ZM86 147V146H85ZM95 147V146H94ZM230 147V149H231V151L227 154V156L225 155V153H224V157L222 156L221 158H220V156H218V158L216 159V160H214L215 159V157H217V154H219V152L221 151V149L222 148H227V150H230V149H228ZM82 148V147H81ZM82 149H84V147L82 148ZM91 149V148H90ZM96 149V148H95ZM184 149H186V148H184ZM190 149V148H189ZM80 150V149H79ZM188 150V149H187ZM186 150V151H187ZM223 150V149H222ZM260 150V149H259ZM91 151V150H90ZM180 151V150H179ZM188 151H190V150H188ZM205 151H208V152H211L210 154H207V152H205ZM219 151V152H218ZM262 151V150H261ZM181 152V151H180ZM179 152V153H180ZM27 153V152H26ZM26 153H25V155H26ZM182 153V152H181ZM186 153V155H187V152H185ZM185 153H184V156H185ZM220 153H223L222 151L220 152ZM31 155V157L33 156V158H29V162H27L28 164L27 165H29V164H34V163H30V162H32V161H34V157H35V155ZM75 154V153H74ZM29 155V154H28ZM36 155V156H37ZM181 156L183 155V154H180ZM205 155V156H204ZM220 155V154H219ZM180 156V159H182V157ZM26 157H28L27 155H26ZM192 157V156H191ZM246 158H247V156H246ZM241 159V160H240ZM250 159V158H249ZM209 161V160H212V161H215V162H212V161H209L208 162V166H209V164H213V165H211L210 167H207V168H205L206 166V164L204 163V162H206V161ZM238 160H240V161H238ZM248 160V159H247ZM180 161V160H179ZM183 162H184V160H183ZM210 162H212V163H210ZM236 162H241V164H242V162H243V164H242V166H240V165H238L237 166V164H235ZM25 163V162H24ZM44 163H47L46 161H44ZM179 163H181V162H179ZM36 164V163H35ZM37 164H38V162H37ZM195 164H197V166L195 165ZM203 164V165H202ZM233 164H235L236 166H234V167H231ZM239 164V163H238ZM24 167H26L25 168V170L24 171H26V169H27V166L24 164L23 165ZM174 166V165H173ZM203 166H205V167H203ZM243 166L245 167L244 169H242L243 168ZM247 166V167H246ZM16 167V166H15ZM36 167H37V165H36ZM57 167V166H56ZM231 167V168H230ZM238 167H242L241 169H239ZM29 168V167H28ZM41 168V169H40ZM238 168V169H237ZM32 169L34 170V168L32 167ZM36 169V168H35ZM257 169V168H256ZM29 170H30V168H29ZM29 170H27V172L29 171ZM175 170V169H174ZM191 170V169H190ZM237 171V172H238ZM238 172V173H240V175H241V173H243V172ZM245 171V170H244ZM34 173H37V171H33ZM55 172H56V169H55ZM61 172H65L64 171V169L62 170L61 169ZM232 172V171H231ZM237 172L236 173H234V174H237ZM58 173V172H57ZM66 173V172H65ZM65 173H64V175H65ZM214 173H217V175H216V177L218 178V177H222L221 179H217L216 181H213V178H212V176H213V174ZM29 174V173H28ZM198 174V175H199ZM231 174V173H230ZM32 175H34V174H32ZM102 175V174H101ZM221 175V176H220ZM26 176V175H25ZM97 176V175H96ZM95 176V177H96ZM229 176H231V175H229ZM228 176V177H229ZM43 177V176H42ZM94 177V178H95ZM175 177V176H174ZM232 177V176H231ZM230 177V178H231ZM16 178V179H15ZM20 180L18 183H17V181L16 182H14V179L15 180H18V179ZM109 178V177H108ZM108 178H104V179H101V181H99V180H97V179H92V180H90L91 181V184H87V185H85V186H82V187H80L81 189H79V191L77 190V192H74V193H79L80 194V196H82L86 201H88V202H90V203H93V204H96V205H100V203H103V204H105V202H108L110 199H111V197H113V196H115L118 200H122V201H127L128 199V197H129V195H128V197L127 196H125L124 194H123V196H121V195H118V191H116V189H118V186L120 187V185H118L117 186V188L115 189V185H116V183L118 184V182H115L114 180L113 181H111V180H109L110 182H106L107 180H108ZM168 178V177H167ZM55 179H57V178H55ZM90 179V178H89ZM113 179H115V178H113ZM215 179V178H214ZM226 179H228V178H226ZM237 178H235V179H233V181L234 180H236ZM85 180V179H84ZM106 180V181H105ZM196 180V179H195ZM193 181L191 184L192 185H194L193 187L192 186H189V185H191L190 184V182H188V186L192 189H195L194 187L195 186H198V185H195V184H197V183H195L196 181ZM231 180V179H230ZM1 181V182H2ZM10 181H12L11 183H9ZM105 181V183H103ZM116 181H120L119 179L118 180H116ZM122 181V180H121ZM237 182H238V180H236ZM1 182H0V184H1ZM123 182V181H122ZM232 182V181H231ZM231 182H227V183H229V184H231ZM237 182H232V183H234V185L232 184V185H230V186H228V184L226 183V185L228 186V188H229V190L230 189H232L233 187V189H238V188H242V187H244V185L242 186V187H237V185H239V184H237ZM244 182V181H243ZM9 183V185L7 186V185H5V184H8ZM77 183V182H76ZM219 183V182H218ZM120 184H121V182H120ZM221 184V183H220ZM124 185V184H123ZM122 185V186H123ZM164 185V184H163ZM204 185V186H203ZM217 185V184H216ZM219 185V184H218ZM242 185V184H241ZM6 186V187H5ZM235 186L237 187V188H235ZM204 187V188H205ZM231 187V188H230ZM248 187V186H247ZM246 187V188H247ZM199 188V186L198 187H196V189H198ZM225 188H226V186H225ZM227 188V189H228ZM128 189H129V187H128ZM128 189L126 190V192L128 191ZM195 189V190H196ZM215 189V188H214ZM243 189V188H242ZM75 189H74V191H76ZM115 190V191H114ZM119 190V189H118ZM121 190V189H120ZM123 190V189H122ZM202 190V189H201ZM210 190H212V189H210ZM218 189H216V191H217ZM245 190V189H244ZM129 191H130V196L131 197H142V196H144V195H141V191H139V190H137V191H134L133 192V188L132 189H129ZM150 191H151V189H150ZM203 191V190H202ZM212 191H215V190H212ZM211 191V192H212ZM232 191V190H231ZM237 191V190H236ZM240 191V190H239ZM247 190H245V192H246ZM117 192V193H116ZM120 192V191H119ZM124 192V191H123ZM122 191L120 192L121 194L123 193ZM125 192V193H126ZM243 192V191H242ZM245 192H243V193H245ZM73 193V194H74ZM191 193V192H190ZM201 193V192H200ZM218 193V192H217ZM219 193H220V191H219ZM226 193H230V191H227ZM239 193V192H238ZM155 194V193H154ZM163 194V193H162ZM194 194V193H193ZM209 194H211V193H209ZM233 194V193H232ZM237 194V193H236ZM246 194V193H245ZM72 195V194H71ZM188 195V194H187ZM200 195H202V194H200ZM234 195V194H233ZM244 195V194H243ZM190 196V195H189ZM229 196V195H228ZM127 197V198H126ZM193 197V196H192ZM207 197V196H206ZM220 197H222V196H220ZM65 198H66V196H65ZM64 198V199H65ZM193 198H195V197H193ZM210 198H213L214 199V197L212 196V197H210ZM209 198V199H210ZM218 198V197H217ZM63 199V200H64ZM151 199V198H150ZM112 200H113V198H112ZM130 200V199H129ZM152 200V199H151ZM186 200V199H185ZM212 200V199H211ZM219 200V199H218ZM57 201V202H58ZM134 201V200H133ZM153 201V200H152ZM135 202V201H134ZM54 203V202H53ZM58 203H60V202H58ZM112 203V202H111ZM129 203V202H128ZM55 204H56V202H55ZM115 204V203H114ZM57 205H59V204H57ZM62 205V204H61ZM112 205V204H111ZM56 206V205H55ZM108 206H110V205H108ZM108 208V207H107ZM61 209V208H60ZM51 210V209H50ZM57 210V209H56ZM59 210V209H58ZM54 212V211H53ZM60 212V211H59ZM57 216V215H56ZM56 216H54V217H56ZM64 217V216H63ZM19 219V218H18ZM49 219V218H48ZM61 219V218H60ZM44 220V219H43ZM50 220V219H49ZM48 220V221H49ZM19 223V222H18ZM43 223H46V222H43ZM12 236V235H11ZM13 237V236H12ZM168 243H165L164 244V247H166L167 248V246L169 247V245H171V243H169L170 241H169V239L167 238V240H166ZM25 242V241H24ZM23 245V244H22ZM21 245V246H22ZM182 245H185L186 246V243H185V240H184V244H182ZM9 247V246H8ZM10 248V247H9ZM8 248V249H9ZM14 248V247H13ZM184 248V247H183ZM186 248V247H185ZM10 251H11V249H10ZM25 251V250H24ZM12 252V251H11ZM7 254H9V253H7ZM25 255V254H24ZM59 255V254H58ZM34 256V255H33ZM26 258V257H25ZM28 258H31V257H28ZM33 258V257H32ZM36 259V258H35ZM18 260V259H17ZM33 260V259H32ZM25 261V259L23 260V262ZM30 261H31V259H30ZM36 261V260H35ZM23 262H20L19 264H25L26 262H27V259H26V261H25V263H23ZM32 262H34V261H32ZM28 263H29V261H28ZM27 263V264H28ZM36 263V262H35ZM33 264V263H32Z\"/></svg>",
	"mask_w": 264,
	"mask_h": 264
}]
</instances>
